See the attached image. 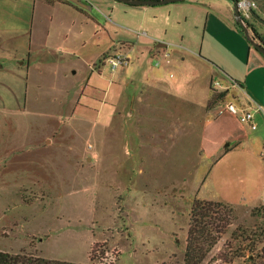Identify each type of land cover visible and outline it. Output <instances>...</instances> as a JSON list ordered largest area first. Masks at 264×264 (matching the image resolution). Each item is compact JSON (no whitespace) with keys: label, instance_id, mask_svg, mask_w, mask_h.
Returning <instances> with one entry per match:
<instances>
[{"label":"rangeland","instance_id":"1","mask_svg":"<svg viewBox=\"0 0 264 264\" xmlns=\"http://www.w3.org/2000/svg\"><path fill=\"white\" fill-rule=\"evenodd\" d=\"M249 1L255 2L253 11L264 20V0ZM14 2L4 0L9 8ZM35 2V6L27 5L26 21L22 20L25 14L17 15L11 9L0 11V47L23 40L26 46L32 29L35 40L49 41L52 51H63L71 45V60L57 74L33 72L31 76L43 82V97H48L54 79L71 90V102L73 92L82 88L85 104L79 114L98 124L104 120L99 108L114 72L106 64L98 74L88 65L96 64L104 54L101 63L106 56L121 53L130 64L116 71L129 74L137 68L140 54L147 52L145 47L154 42L143 32L154 31L169 48L185 53V58L195 49L202 56L206 53L237 67V59L245 54L233 41L229 27L218 15L216 19L202 0L182 3L177 10L169 9L168 4L151 7L160 11L146 15L113 0H70L55 7ZM168 18L170 26L166 25ZM85 19L89 21L84 27ZM244 20L251 37L254 23L264 30V24L252 17ZM11 27L16 31L6 29ZM242 38L249 45L244 35ZM80 41L86 44L79 46ZM145 53L144 67H154V60L149 61ZM194 67L187 58L162 76L168 79L172 75L171 81L179 85L176 95L180 99L155 73L141 83L130 81L107 128L72 119L69 108L47 99L24 110L23 86L12 82L14 76L7 69L2 71L0 251L89 264L93 247L100 245L106 252L95 261L100 264H183L193 201H205L209 175L221 177V168L227 164L235 165L236 172L246 161V154L238 151L215 173L206 169L207 163H201L199 142L206 112L230 98L229 90L212 85L215 96L227 91L224 100L209 101L205 108L197 106L204 102L207 88L193 72ZM21 70L26 71L25 67ZM215 82L226 85L218 75L212 79V84ZM232 97L238 98L234 94ZM54 113L63 114L64 120L56 119ZM256 116L264 133V115ZM262 145L264 141L255 152L261 151ZM232 210L233 224L203 264L225 255L233 257L230 264H264V206L252 210L253 218L238 219ZM239 225L249 230L250 240H232L231 234ZM220 258L214 264H224Z\"/></svg>","mask_w":264,"mask_h":264},{"label":"crops","instance_id":"2","mask_svg":"<svg viewBox=\"0 0 264 264\" xmlns=\"http://www.w3.org/2000/svg\"><path fill=\"white\" fill-rule=\"evenodd\" d=\"M35 1H42L53 7L70 3V0H53V3H48L45 0H15L11 8H9L4 4V0H0V11L11 9V11L15 12L17 15L21 16L25 14V18L22 20L26 21L27 5L30 6L29 3H32V5L35 6L37 3ZM196 1L197 0H181L180 2H175L178 4L172 3L174 6L172 4L168 5H170L169 9L177 10L184 5L182 3L187 2V4H193L197 3ZM203 1L204 0L201 2L202 4L206 3L204 6H208L213 10V15L216 19H218V15L222 22L229 27L230 33L233 35V41L239 45L241 50H244L245 54L240 56L239 61L237 59V67H231L209 54L204 53L203 56L200 55V50L198 52L195 49L190 50L192 56L189 55L187 58L191 59L195 65L193 72L198 74L199 78L201 77V80L205 82L207 88L204 102L196 105L201 108L207 106L210 98V88L213 85L212 79L214 76L218 75L226 82V85L220 89L229 90L228 97L230 99L227 103H234L241 107L245 105L249 108L260 106L262 110L258 113L264 115V56L250 43L248 45L246 40L242 38L245 34L239 30V26L235 22L234 2L232 0ZM116 2L118 3V1ZM127 6L132 9L131 11L142 15L148 13L157 14L160 11V8H151L157 6ZM34 15L35 9L33 8V18ZM206 16L208 20L210 18L209 13ZM86 20L89 21L88 19L84 20V27L87 24ZM166 25H171L169 18ZM25 26L26 23L23 28H25ZM254 27L257 33L264 38L263 28H259L256 23H254ZM0 28H3L1 23ZM6 29H10L12 32L16 31L15 27ZM237 32L242 36H238L236 34ZM142 35L148 38L150 42L151 40L154 42L150 47H145L147 52L140 54L141 58H137V68L132 69L129 74L125 71H120L118 73L119 68L117 69L118 71L111 73L108 87L104 90L103 94V100L105 101L101 102L99 108L100 115H104V120L100 124L90 122L79 114L81 106L85 104L83 103L84 98H82V88L73 92L74 98L71 102V90L64 87L63 84H60L58 79H54L48 97H43L44 95L41 93L45 90L42 86L43 82L31 76L33 72L38 74H42L43 72L57 74L58 71L64 67V64L68 65L69 60H71V45L67 49H63V51L59 48L53 49L52 51L49 41L43 42L35 40V32L34 29H32L26 46L25 40H23L13 44H7L4 49L0 47V80L4 78L1 74L2 71H6L7 69L8 74H13L14 76L13 79L15 80H12V82L23 86L22 104L24 110L31 105H37L40 101H46L45 99H47V101L53 105L69 108V116H71L72 119L85 121L101 128H107L116 116L125 88L132 80L141 83V81L148 78L151 73H155L158 79H164L161 83L169 90L173 91L175 96L179 98L176 95V89L179 85L176 81H171L172 75L170 74L168 79L162 76L169 72L175 63L184 62L187 59L185 58L186 54L178 48H169L167 43H165L163 39H160L154 31H150V33L146 31L143 32ZM166 37H168V33L165 31L164 38ZM85 44V41H80L79 46ZM25 47L27 50H25ZM126 47L128 49L133 48V46L130 45H126ZM144 53L150 58L149 61L154 60V67H144V61L142 60ZM104 56L105 54L96 64L88 65L91 72H96L98 74L102 73L101 71L106 67L104 61L101 63ZM100 64L101 66L97 67V65ZM24 67L26 69L25 72L21 70V68ZM95 67L97 68L95 69ZM163 67L166 69H162ZM68 89L70 91H68ZM57 93H62L63 96L60 98V96H57ZM233 94L234 97L237 96L238 98L234 99L232 97ZM64 96H66V98H64ZM258 113H255V120ZM53 116H55L56 119L60 117V120L63 118V114L61 115V113L58 115L54 113ZM255 123V130H251L249 127L242 125L234 115L225 109L224 104L206 112V120L200 133L199 147L201 151V163H207L205 167H207L206 169H208L209 172L213 169L212 172L214 171L215 173V170L233 153L243 151V153L246 154V161H243L244 164L238 167V171L236 170L235 172V165L225 164L226 166L221 168V177L217 178L212 174L210 178L209 175V179L207 180L209 189H204L205 193L203 199H205V201H218L231 206L235 210L238 219L246 217L253 218L252 210L264 206V145H262L261 151L255 152V148L257 147L259 150L261 142L264 141V133L259 128L256 121ZM210 162L212 164H210Z\"/></svg>","mask_w":264,"mask_h":264},{"label":"trees","instance_id":"3","mask_svg":"<svg viewBox=\"0 0 264 264\" xmlns=\"http://www.w3.org/2000/svg\"><path fill=\"white\" fill-rule=\"evenodd\" d=\"M48 3H53V0H45ZM235 2V0H232ZM239 26V25H238ZM239 30H243L239 27ZM253 38L257 40L262 46H264V38H262L256 30L252 28ZM215 89L210 88L209 101L218 99L224 100L227 95V91L214 95ZM208 101V103H209ZM232 208L226 206L221 202L204 201L195 199L192 203L189 214V225L186 235V244L184 252L183 264H203L206 262L208 255L222 238V236L228 231L229 227L234 221ZM249 230L242 225L236 227L232 232L231 238L236 241L239 238L250 240L247 236ZM102 246L95 245L91 251L90 263L95 264L96 260L99 261L106 252L101 250ZM254 250V248H251ZM262 258L264 260V248L261 250ZM237 256V254H234ZM220 258V256H219ZM210 260L206 264H214L218 259ZM233 257L228 258L227 255L222 257L224 264H230ZM0 264H72L66 262H60L56 260H49L41 257H34L32 255H26L24 253L11 254L0 251ZM100 264V263H96ZM109 264H112L109 262Z\"/></svg>","mask_w":264,"mask_h":264},{"label":"built area","instance_id":"4","mask_svg":"<svg viewBox=\"0 0 264 264\" xmlns=\"http://www.w3.org/2000/svg\"><path fill=\"white\" fill-rule=\"evenodd\" d=\"M236 5L243 18L250 17V10L253 11L255 9V2L249 0H237ZM104 63L109 65L110 69L115 72L118 68L127 67L130 64V60L125 54L117 53L106 56ZM213 87L216 89L221 88L218 82H215ZM225 109L234 115L242 125L249 127L251 130L256 129L255 113L262 110L260 106L249 108L247 106L241 107L234 103H226Z\"/></svg>","mask_w":264,"mask_h":264},{"label":"water","instance_id":"5","mask_svg":"<svg viewBox=\"0 0 264 264\" xmlns=\"http://www.w3.org/2000/svg\"><path fill=\"white\" fill-rule=\"evenodd\" d=\"M118 2H121L125 5L129 6H158V5H166L171 4L175 2H180L181 0H116ZM236 1L234 2V17L235 22L242 28L248 42L256 49L258 50L263 56H264V46H262L259 42H257L253 37L250 36L249 29L246 26V22L244 18L241 15V12L239 11ZM250 17L255 19L257 22L264 24V20L256 14L254 11L250 10Z\"/></svg>","mask_w":264,"mask_h":264},{"label":"flooded vegetation","instance_id":"6","mask_svg":"<svg viewBox=\"0 0 264 264\" xmlns=\"http://www.w3.org/2000/svg\"><path fill=\"white\" fill-rule=\"evenodd\" d=\"M255 20V19H254Z\"/></svg>","mask_w":264,"mask_h":264}]
</instances>
